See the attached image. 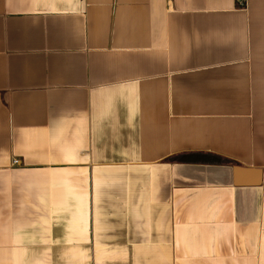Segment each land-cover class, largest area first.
<instances>
[{
    "label": "crops",
    "instance_id": "1",
    "mask_svg": "<svg viewBox=\"0 0 264 264\" xmlns=\"http://www.w3.org/2000/svg\"><path fill=\"white\" fill-rule=\"evenodd\" d=\"M0 264H264V0H0Z\"/></svg>",
    "mask_w": 264,
    "mask_h": 264
},
{
    "label": "trees",
    "instance_id": "2",
    "mask_svg": "<svg viewBox=\"0 0 264 264\" xmlns=\"http://www.w3.org/2000/svg\"><path fill=\"white\" fill-rule=\"evenodd\" d=\"M176 161L187 163H204V164H221L225 160L221 157L210 153H187L180 156H176Z\"/></svg>",
    "mask_w": 264,
    "mask_h": 264
},
{
    "label": "built area",
    "instance_id": "3",
    "mask_svg": "<svg viewBox=\"0 0 264 264\" xmlns=\"http://www.w3.org/2000/svg\"><path fill=\"white\" fill-rule=\"evenodd\" d=\"M239 6H244L245 5V0H237ZM14 164L18 163V160L13 161Z\"/></svg>",
    "mask_w": 264,
    "mask_h": 264
}]
</instances>
